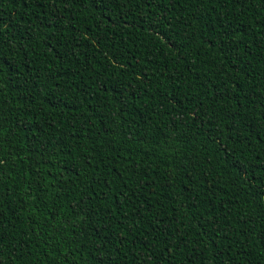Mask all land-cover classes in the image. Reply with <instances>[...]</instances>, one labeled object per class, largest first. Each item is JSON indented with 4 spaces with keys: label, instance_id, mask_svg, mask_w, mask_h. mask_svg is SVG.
I'll list each match as a JSON object with an SVG mask.
<instances>
[{
    "label": "trees",
    "instance_id": "1",
    "mask_svg": "<svg viewBox=\"0 0 264 264\" xmlns=\"http://www.w3.org/2000/svg\"><path fill=\"white\" fill-rule=\"evenodd\" d=\"M262 236L264 0H0V264H264Z\"/></svg>",
    "mask_w": 264,
    "mask_h": 264
},
{
    "label": "snow or ice",
    "instance_id": "2",
    "mask_svg": "<svg viewBox=\"0 0 264 264\" xmlns=\"http://www.w3.org/2000/svg\"><path fill=\"white\" fill-rule=\"evenodd\" d=\"M149 3H151V0H149ZM161 39H165V38L161 37ZM193 118L194 119L197 118V114L196 113L193 114ZM245 176H248V173H245ZM107 182H108L107 180L104 181L105 184H107ZM261 239H264V236H262Z\"/></svg>",
    "mask_w": 264,
    "mask_h": 264
}]
</instances>
